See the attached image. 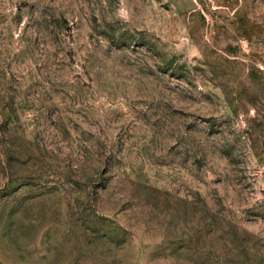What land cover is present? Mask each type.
I'll use <instances>...</instances> for the list:
<instances>
[{"label":"rangeland","instance_id":"1","mask_svg":"<svg viewBox=\"0 0 264 264\" xmlns=\"http://www.w3.org/2000/svg\"><path fill=\"white\" fill-rule=\"evenodd\" d=\"M0 264H264V0H0Z\"/></svg>","mask_w":264,"mask_h":264}]
</instances>
